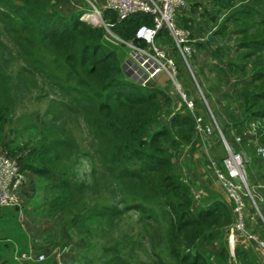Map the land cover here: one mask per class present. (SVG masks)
<instances>
[{
  "label": "trees",
  "instance_id": "1",
  "mask_svg": "<svg viewBox=\"0 0 264 264\" xmlns=\"http://www.w3.org/2000/svg\"><path fill=\"white\" fill-rule=\"evenodd\" d=\"M200 1L189 0L191 5ZM58 2L0 0V14L19 40L20 52L27 60L24 69L42 72L63 98L55 101L64 112L57 117H82L93 145L90 149L80 150L98 158L109 173L113 172V175L138 185L135 197L119 200L122 206L108 202L85 204L84 212L104 210L117 213L132 208L153 220L158 215H167L166 222L162 224L164 226L159 227V238L164 244L165 254L154 249L152 260L146 261L137 256H123L115 245L103 246L102 253L112 251L113 261L109 264H235L227 239L219 241L215 258H211L207 248V244L216 239L214 229L223 224L227 215L225 203L211 196L207 204L195 208L190 188L176 173L174 158L168 147L177 150L181 143L196 146L199 136L195 130V111L187 105L182 106L185 104L182 99L184 103L178 105L168 88L148 84L147 81L139 82L126 75L114 49L125 43L111 35V39H108L102 24H92L80 18L82 10L66 12L56 5ZM101 10V17L108 23L107 28L111 33L124 41L146 46L145 41L134 36V30L140 23H152L149 13L135 12L118 19L112 10ZM176 17L179 24L190 27L191 24L187 23L190 17L186 18L179 11ZM155 39L162 44L172 42L165 28L158 31ZM245 42L250 49L241 57L253 58L229 62L235 74L249 73L251 80L241 88V114L228 113L230 121L220 129L225 136H228L227 131L241 134L254 122L260 142L264 143V36ZM171 46L177 53L173 44ZM176 60L184 62L180 56ZM175 104L181 108L173 110L170 105ZM164 105L169 106L165 109L166 116H163L165 113L162 115ZM51 118L54 117L51 115ZM6 119V108L0 104V132ZM44 131L45 128H42V140L29 146L25 152L3 147L26 173L51 174V168L38 159L47 157L56 143L62 145L66 134L64 131L63 138L50 140L45 138ZM242 139L255 151L248 137ZM224 149L223 145L222 151ZM222 157H219L220 161L217 160L219 166L222 165ZM60 167L65 171L68 163H62ZM56 183L70 186L65 173ZM260 190L264 194V190ZM81 209L80 206L76 207V212ZM78 221V213L69 219L71 225ZM248 246L237 240L235 258L246 260L248 252L245 248Z\"/></svg>",
  "mask_w": 264,
  "mask_h": 264
},
{
  "label": "rangeland",
  "instance_id": "2",
  "mask_svg": "<svg viewBox=\"0 0 264 264\" xmlns=\"http://www.w3.org/2000/svg\"><path fill=\"white\" fill-rule=\"evenodd\" d=\"M78 1L83 7L82 12L89 14L82 15L81 12L80 18L92 24H102L105 27L106 37L111 39V32L101 17L102 8H98L99 13H97L90 3ZM233 39L230 43L238 47L239 43L237 44V42L241 40V37L237 36L236 39ZM18 41L6 19L4 22L0 16V104L7 111V119L0 132V149L5 151L6 148H12L25 152L29 146L36 145L38 141L42 140V128H45V138L50 140L63 138L64 131L66 138L62 145L56 143L50 153L48 152L47 157L38 159L51 168L50 175L26 173L27 183L20 192L21 207L19 208L21 212L15 208L9 210L8 207H6L8 212H5L2 211L4 207H0V215L3 213V216L13 217V220L18 224V231L26 234L25 236L29 238L31 244L40 242L43 247L42 252L47 250L55 251V254L56 252L66 254L67 251L65 264L112 263V251L102 253L103 246L115 245L123 256L131 258L137 256L146 261L152 260L154 249L165 254L164 244L159 238V227L164 226L162 224L166 222L167 215H158L156 220H153L132 208L117 213L104 210L92 213L84 212L85 204L108 202L119 207L122 206V203L119 204V200L135 197L134 193L138 185L131 180L113 175V172L109 173L104 163L98 158L80 150V148L90 149L93 145V139L86 132L82 117L79 115L67 116L68 119L65 118V115H62L65 117H57L58 114L61 115L64 112H61L62 108L60 105H56L55 101L58 98H63L52 81L46 78L42 72L24 69L27 60L20 52ZM171 43H165L168 46L159 45L167 49L176 60V51L171 49ZM121 46L125 50V54L129 56L131 48L129 49L125 44ZM118 47L115 46L114 49H118ZM244 50L245 48H238L237 51L236 48H233L230 54L236 55V59L239 61L251 60L252 56L241 57ZM262 54L264 55V52ZM193 58L194 56L189 58L191 66L189 72L186 69V63L183 64L176 60L177 78L185 98L191 99L197 104L193 116L201 115L203 123L200 132L195 121L196 135L199 136L196 146L181 143L177 150L168 146L174 158L176 173L188 184L195 208L207 204L208 199L213 196L223 201L228 209L223 224L214 229L216 239L207 244L211 258H215L219 241L227 239L226 243L235 264H245V262L264 264V253L254 244L245 248L248 252L246 260L235 258L236 242L233 245L230 243L228 232L229 227L235 222L236 211L222 183L209 164L210 160L220 161L219 157L226 154V147L222 151L223 135L230 147L245 153L247 158L246 178L249 184H253L252 193L257 196L261 192L258 183L264 182V160L256 158L254 148L250 149L249 144L243 142V139H235V135H237V133H233L235 131H227L228 136H225L216 126L215 122L219 127L226 126L227 122L223 121L222 114L229 111L227 103L230 100H217L211 96L208 87L211 79L206 78L203 82L197 83V66ZM130 60L125 62V65L123 64L129 73L128 76L139 82L145 81L146 76L143 72L147 65H141V58L137 51L130 50ZM169 81L171 80L168 79ZM170 90L174 94L177 88L171 84ZM178 94L180 93L178 92ZM172 98L175 97L172 96ZM181 98L184 101L183 97ZM183 101H177V104L184 103ZM231 101L234 104V101ZM177 104L170 105V107L176 111L181 108L177 107ZM223 104L225 109L222 108ZM168 107V105L163 106L162 115ZM208 111L211 113L209 114ZM166 113L163 116H166ZM51 115L54 118H51ZM221 153L222 155H220ZM55 154L57 155L55 156ZM62 163H68L65 171H62L63 169L60 167ZM64 173L70 186L56 183L61 180ZM254 198L258 207L264 209V204L257 197L254 196ZM251 203L252 200L246 198V209L249 216L252 217L248 221V226L252 231L259 232L264 236V223L252 212ZM79 206L82 209L76 212V207ZM76 213H78L79 221L71 225L69 219ZM260 223L261 227H259ZM8 226L11 227L9 231H12L14 224L10 223ZM70 249L71 252H69ZM60 261L64 264L62 259Z\"/></svg>",
  "mask_w": 264,
  "mask_h": 264
},
{
  "label": "built area",
  "instance_id": "3",
  "mask_svg": "<svg viewBox=\"0 0 264 264\" xmlns=\"http://www.w3.org/2000/svg\"><path fill=\"white\" fill-rule=\"evenodd\" d=\"M92 5L94 10L99 13L98 8H108L112 10L118 19L125 18L135 12H146L152 16V23H140L134 30V36L146 42V46L124 41L110 33L119 41L127 44L131 49L138 52L141 58V65L146 64L145 81L152 77L156 72L165 69L172 79L173 84L183 97L185 104L190 110L195 111L197 105L191 99L185 98L180 84L177 80L178 69L175 60L167 49L162 48L156 42V35L161 28H165L171 36L172 44L179 51L182 59L191 70L189 58L193 55L192 38L187 28L179 24L176 12L186 6L189 0H84ZM82 15H89L83 12ZM104 22V21H103ZM106 26L107 22H104ZM130 49V50H131ZM134 58V56H133ZM142 81V82H145ZM196 127L201 130L203 119L201 115L194 116ZM256 123L251 122L250 129H244L241 134L235 135V139H242L246 132L256 133ZM201 132V131H200ZM224 145L227 149L222 157V165L219 166L217 160H210V165L222 183L225 191L230 197L234 210L236 211L235 222L229 227V241L233 245L239 240L245 246L254 244L264 253V236L259 232L252 231L248 226L249 212L246 209V198L252 200V212L261 218L264 223V209H260L255 201V197L262 203L264 194L261 192L256 196L252 193L253 184H249L246 178V155L242 150H236L229 146L225 137L222 135ZM259 149H264V143L256 144V152L260 159L264 155L258 154ZM26 172L19 168L16 159L0 149V207L15 208L21 212L20 192L26 186ZM260 189H264V182L258 183ZM250 229V230H249ZM239 235V236H238ZM58 254V252H56ZM232 254V253H231ZM44 253L36 252L33 248L24 251H15L13 258L20 264L24 260L42 259ZM56 264H62L60 259Z\"/></svg>",
  "mask_w": 264,
  "mask_h": 264
},
{
  "label": "crops",
  "instance_id": "4",
  "mask_svg": "<svg viewBox=\"0 0 264 264\" xmlns=\"http://www.w3.org/2000/svg\"><path fill=\"white\" fill-rule=\"evenodd\" d=\"M101 1L102 0H98V2ZM56 5L66 12L71 9L82 10L83 8L78 0H59ZM179 13L186 18H191L187 20V23L191 24L187 29L193 41L192 45L194 50L192 57L194 56L193 61L197 66V83L203 82L206 78L211 79L208 86L211 96L217 100H230V102L227 103L229 111H225L222 114L223 121L229 122L228 113H236L237 116L241 114L240 112L243 105L241 88H243L244 85H248L251 80L249 73L235 74L232 71L233 66L229 61L237 62L238 59H236V55H231L230 51L233 50V48H236L237 51L238 48H245L244 51L246 52L250 49L247 42H245L246 40L251 42L260 35L264 36V0H201L196 5H191L189 2L186 6L179 9ZM0 16H2L5 22V17L2 14H0ZM237 36H240L241 40H238L237 44L239 43V45L235 47L233 46L234 44L230 42L234 40L233 38L236 39ZM159 44L166 45L164 43ZM121 47L122 46H119L115 51L121 65L124 67L125 62L131 61L130 53L129 56H127L125 50ZM176 56V59L179 56L181 57L178 50ZM175 64L177 66L176 60ZM183 64H185V62H183ZM186 69L188 72L190 71L188 66H186ZM124 71L126 75L129 74L127 69L124 68ZM161 72H163V75H161ZM191 76H193V74H191ZM168 79L171 81L168 82ZM146 81L148 84L168 88V92L175 97V102L182 101L180 94H178V90L174 91V94H172L170 90L171 84L173 85L172 79L165 69L159 70ZM197 83L195 84L198 86ZM231 100L234 101V104ZM224 107L223 104L222 108ZM208 113L210 114L211 112L208 111ZM215 124L218 128H221L216 122ZM246 129H250V127H246ZM245 136L248 137L247 140L254 144L256 152V144L260 142L257 133L249 131L246 132ZM196 144L197 142H195V145ZM255 154L256 158H259L257 152ZM262 203L264 204V202ZM7 209L11 210L10 208ZM2 211L8 212L6 207H4ZM3 215V213L0 215V264H20L13 258V253L16 250L24 251L33 247L34 251L42 252L41 250L43 247L40 242H35L34 245L31 244L29 238L25 236L26 234L18 231V224L13 220V217L9 218ZM251 218L252 217L249 216V220ZM10 223L14 224L12 231H9L11 227L8 225ZM259 227H261V223ZM71 251L70 249L69 252ZM42 253L45 254L42 259L24 260L21 261V263L56 264L58 259H62L65 264L66 255L68 254L67 251L66 254H55V251L50 252L47 250H44Z\"/></svg>",
  "mask_w": 264,
  "mask_h": 264
},
{
  "label": "clouds",
  "instance_id": "5",
  "mask_svg": "<svg viewBox=\"0 0 264 264\" xmlns=\"http://www.w3.org/2000/svg\"><path fill=\"white\" fill-rule=\"evenodd\" d=\"M258 154H262V155H264V149H259V150H258Z\"/></svg>",
  "mask_w": 264,
  "mask_h": 264
},
{
  "label": "water",
  "instance_id": "6",
  "mask_svg": "<svg viewBox=\"0 0 264 264\" xmlns=\"http://www.w3.org/2000/svg\"><path fill=\"white\" fill-rule=\"evenodd\" d=\"M210 36H211V34H210Z\"/></svg>",
  "mask_w": 264,
  "mask_h": 264
}]
</instances>
